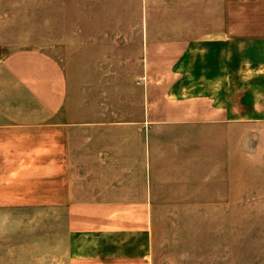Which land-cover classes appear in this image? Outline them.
Returning <instances> with one entry per match:
<instances>
[{
    "label": "crops",
    "instance_id": "obj_1",
    "mask_svg": "<svg viewBox=\"0 0 264 264\" xmlns=\"http://www.w3.org/2000/svg\"><path fill=\"white\" fill-rule=\"evenodd\" d=\"M23 2L0 0V44ZM80 6V28L103 29L94 43L145 46L144 79L123 110L91 101L68 116L50 53L0 57V264H185L178 222L233 202L260 139L264 157V0Z\"/></svg>",
    "mask_w": 264,
    "mask_h": 264
},
{
    "label": "rangeland",
    "instance_id": "obj_2",
    "mask_svg": "<svg viewBox=\"0 0 264 264\" xmlns=\"http://www.w3.org/2000/svg\"><path fill=\"white\" fill-rule=\"evenodd\" d=\"M80 9V0H73V5L66 0H24L10 14L13 28L5 40L12 43L0 44V57L23 46L50 53L66 75L68 116H79L82 103L91 101L120 100L123 110L138 95L131 81L144 79L134 75L143 71L145 46L94 43L92 33L103 29L82 30ZM130 15L122 14V19ZM160 49L152 46L154 79L164 67ZM154 93L159 94L158 87ZM257 143L259 154L252 155L244 168L235 166L240 171L234 175L233 202L202 209L210 213L203 215L209 219L178 222L184 230L179 246L186 250L185 264H264V157L261 139Z\"/></svg>",
    "mask_w": 264,
    "mask_h": 264
}]
</instances>
